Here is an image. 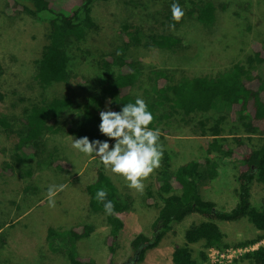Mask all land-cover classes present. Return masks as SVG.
I'll return each mask as SVG.
<instances>
[{
	"label": "rangeland",
	"instance_id": "374dc122",
	"mask_svg": "<svg viewBox=\"0 0 264 264\" xmlns=\"http://www.w3.org/2000/svg\"><path fill=\"white\" fill-rule=\"evenodd\" d=\"M192 1L197 0H95L91 14L97 28L88 32L89 47L93 52L100 49L112 54L123 40L122 26L137 24L142 26L144 36L143 42L132 49L133 56L145 65L172 70L175 76L181 72L188 75L212 74L237 59L236 52L238 56L247 52L250 44L255 50L264 47V0H213L216 18L208 28L187 14ZM68 2L71 8L75 6L74 0ZM174 2L185 13L178 23L171 14L170 6ZM42 24V19L18 12L11 7V2L0 0V91L5 95L3 107L8 110L12 109L11 104L19 97L25 99L22 102L29 98L48 99L53 96L75 99L94 93L99 84L100 78L92 63L94 55L83 59L70 49L68 80L45 89L36 85V50L40 45ZM170 24L175 25L174 30L169 29ZM152 32L178 36L181 39L179 47L170 51L151 44L146 34ZM257 71L264 80V63L257 67ZM249 84L254 87L256 80ZM137 85L133 93L141 96L143 89L149 87L145 72ZM22 102L17 107H21ZM106 110H110L108 105H105ZM14 112L20 114L19 109ZM203 119L207 120L208 125L220 119L222 136L229 137L228 144L232 150L229 156L220 157L221 154L215 151H207L206 142L211 136L200 135L201 128L197 122ZM159 130L163 157L165 154L168 156L161 160V164L166 161L171 169H175L190 160L199 162L200 170L204 171L203 178L198 182L201 196L213 201L220 210L234 207L237 202L238 158L242 151L260 142L259 135H252L247 140L235 114L224 105H218L209 112L192 114L183 120L177 117ZM234 136L242 138L244 142L238 144L232 140ZM73 139H76L75 136L65 132L47 133L42 136V143L37 146L35 154L33 148L25 147L23 152L33 153V157L30 162L32 175L24 179L3 166V162L10 161L14 156L16 137L0 128V264H71L68 253L91 264H109V225L104 214L89 209L86 191V186L95 179L100 160L74 149ZM113 143L114 140H109L110 146ZM49 160H52L51 163ZM212 162H217V165ZM213 165L215 173H210ZM158 169L144 181L145 188L141 194L130 188L122 176L104 167L115 187L112 195L126 202L128 209H136L139 223L138 228L125 229L117 235L115 252L111 255L112 264H125L133 258L130 241L137 233L149 236L156 230L153 224L157 215L156 206L161 199L153 182ZM50 185L57 187L55 207L48 204ZM61 185L62 191L59 190ZM175 188L178 189L176 184ZM249 200L255 207H264L263 183L252 180ZM118 214L123 217L126 212ZM199 219L198 214L192 213L179 222H173L161 240L166 247L173 249L174 244L184 240V231ZM78 224L93 226L87 238L73 239L67 234L69 228ZM217 224L228 244L223 249L214 247L220 252L226 248L248 246L252 243L238 244L264 234L255 232L246 217L218 220ZM48 229L55 233L48 236ZM194 248V256L199 264H233L243 255L233 253L230 261L224 257L218 263L212 261L207 249L208 261H201L198 257L200 245L197 243ZM163 257L168 259L169 253L163 252ZM132 264L142 263L135 261ZM235 264L252 263L244 259L235 261Z\"/></svg>",
	"mask_w": 264,
	"mask_h": 264
},
{
	"label": "trees",
	"instance_id": "16d2710c",
	"mask_svg": "<svg viewBox=\"0 0 264 264\" xmlns=\"http://www.w3.org/2000/svg\"><path fill=\"white\" fill-rule=\"evenodd\" d=\"M11 7L18 12L43 20V30L40 45L36 50V71L34 80L39 88L45 89L49 85L65 82L69 78L70 49L83 59L92 55V63L100 78L97 88L80 98L69 96L51 98H18L11 104L12 109L3 107L5 95L0 91V128L8 135L16 137L13 146L14 156L10 161L3 162L4 168L17 172L26 179L32 174L30 162L37 146L42 143V136L47 133L65 132L76 139L87 136L89 140L108 139L99 132V113L105 111V105L110 110L120 111L124 104L143 98L148 109L154 116L150 128L167 126L172 120H183L192 114L205 113L215 110L218 105H224L240 122L246 139L252 135H259L260 142L249 146L240 153L237 164L236 189L237 202L228 210L216 208L211 200L204 199L198 187L204 171L200 170L199 162L190 160L178 165L175 169L162 161L157 170L153 185L161 199L157 207L154 221L156 230L151 235L137 233L130 241L133 251L141 248L139 259H143L147 249L156 246L162 236L168 231L173 222H179L187 215L196 213L200 219L184 231V240L174 244L171 253V264H199L194 256V245L199 244L198 257L201 261H208L206 250L210 247L223 249L228 246L224 234L219 228L218 220H237L246 217L258 230L264 233V207L253 206L249 200V188L253 179L264 184V80L257 67L264 63V47L250 48L238 56L230 64L212 74L188 75L181 72L175 76L174 71L145 65L133 56L132 49L143 42L142 26H122L123 40L112 54L98 49L93 52L88 44V32L95 31L97 24L92 17V4L95 0H74L71 8L68 0H7ZM187 14L194 17L204 28L210 27L215 18V3L213 0L192 1ZM151 44L159 48L175 51L181 39L174 34H146ZM254 41V40H253ZM259 41V40H257ZM262 42V41H261ZM260 42V43H261ZM262 44V43H261ZM145 72L149 87L143 89V95L133 93V89ZM256 80V85L250 82ZM22 102L21 107H17ZM20 110L16 115L14 111ZM201 128L200 135H210L206 142V149L221 154L220 157L231 154L229 137L222 136L220 119L208 125L207 120H198ZM238 144L244 141L238 136L232 138ZM244 145V144H243ZM33 148V153L23 152L24 148ZM94 156V155H93ZM165 154L162 160L167 159ZM52 160H49L51 163ZM217 165V162H212ZM215 165L209 171L215 173ZM94 181L86 186L88 207L91 211L104 214L109 225V264L111 255L115 252V239L123 227V222L117 212L128 209L126 202L116 198L112 191L115 187L107 176L103 164L96 166ZM175 184L178 189L175 188ZM107 190V200L114 204V214H105L103 202L96 199L98 189ZM150 194V190H148ZM2 225L0 224V228ZM93 231L91 224H78L67 230L73 239L87 238ZM48 229V236L54 234ZM257 239L241 242L238 245L254 243ZM71 264H91L82 261L78 256L68 253ZM246 259L252 264H264V245L243 253L238 260ZM235 261L233 264H235ZM133 263V262H132ZM130 263V264H132Z\"/></svg>",
	"mask_w": 264,
	"mask_h": 264
},
{
	"label": "clouds",
	"instance_id": "9594fccd",
	"mask_svg": "<svg viewBox=\"0 0 264 264\" xmlns=\"http://www.w3.org/2000/svg\"><path fill=\"white\" fill-rule=\"evenodd\" d=\"M172 19L177 23L183 18L184 10L178 3H172ZM170 24L169 29L174 30ZM99 132L108 139L89 140L87 136L73 139L72 147L87 156L98 157L100 163L114 174L122 176L130 188L143 194L144 181L161 166L163 145L160 143V130L150 128L154 121L146 101L137 97L124 104L120 111L106 110L99 113ZM109 140L114 143L109 144ZM63 190V185L59 186ZM57 187L48 188V204L55 207ZM106 189H98L96 199L103 202L105 214H114V204L107 200Z\"/></svg>",
	"mask_w": 264,
	"mask_h": 264
},
{
	"label": "crops",
	"instance_id": "0c3cea01",
	"mask_svg": "<svg viewBox=\"0 0 264 264\" xmlns=\"http://www.w3.org/2000/svg\"><path fill=\"white\" fill-rule=\"evenodd\" d=\"M126 214L123 217L119 216V212L116 213L117 216L120 217V219L123 222V227L121 228V230L119 231L118 235L125 231V229H136L139 227V223H138V212L136 211L135 208H130V209H126L123 213ZM122 213V212H121ZM155 221V220H154ZM253 228H255L253 226ZM255 232L260 233L262 232L261 230H258L255 228ZM163 243V240L159 241V243L148 249V251L146 252V255L144 256V258L141 260L142 264H147V263H154V264H171V253L173 249H170L169 247H166V245ZM168 252L169 253V257L168 259H166L165 257H163V252ZM166 261V262H165ZM107 264V262H106Z\"/></svg>",
	"mask_w": 264,
	"mask_h": 264
},
{
	"label": "built area",
	"instance_id": "2783aa9c",
	"mask_svg": "<svg viewBox=\"0 0 264 264\" xmlns=\"http://www.w3.org/2000/svg\"><path fill=\"white\" fill-rule=\"evenodd\" d=\"M260 245H264V239L263 238L260 239L255 244L252 243V244H249L248 246H244V247H241V248H236V249H234V248H226L224 250H221V252H220L216 248L210 247V248H208V250H209V256L212 259V261L219 263V262H222V259H224V257L228 261H230V257H231V255L233 253H237V254L241 255L242 253H245L247 251L256 249Z\"/></svg>",
	"mask_w": 264,
	"mask_h": 264
},
{
	"label": "water",
	"instance_id": "95a60500",
	"mask_svg": "<svg viewBox=\"0 0 264 264\" xmlns=\"http://www.w3.org/2000/svg\"><path fill=\"white\" fill-rule=\"evenodd\" d=\"M141 248H142V247L136 249V250L134 251L133 258H132L131 260L126 261L125 264H130V263H132V262L137 261V260L139 259V255H140V250H141Z\"/></svg>",
	"mask_w": 264,
	"mask_h": 264
}]
</instances>
